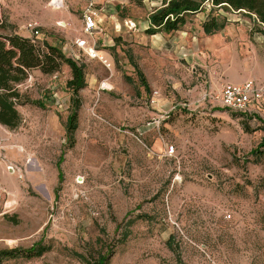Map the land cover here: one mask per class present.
I'll use <instances>...</instances> for the list:
<instances>
[{"label":"rangeland","instance_id":"374dc122","mask_svg":"<svg viewBox=\"0 0 264 264\" xmlns=\"http://www.w3.org/2000/svg\"><path fill=\"white\" fill-rule=\"evenodd\" d=\"M162 1L62 0L55 9L47 0H0V35L37 20L34 41L59 40L85 83L70 143L69 68L29 69L15 85L19 124L0 125V250H49L2 264H83L77 256L98 255L105 264H264V155H250L264 136V96L247 114L215 98L235 78L264 89L262 35L250 33L243 11L207 3L179 29L147 34L146 16ZM88 7L96 29L85 35ZM60 10L67 17L50 21L48 11ZM208 15L225 16L227 26L205 34ZM78 36L108 66L77 48Z\"/></svg>","mask_w":264,"mask_h":264},{"label":"trees","instance_id":"16d2710c","mask_svg":"<svg viewBox=\"0 0 264 264\" xmlns=\"http://www.w3.org/2000/svg\"><path fill=\"white\" fill-rule=\"evenodd\" d=\"M205 3L210 4L211 9L223 7L237 12L243 11L253 22L250 33H260L264 45V0H163L147 14L144 32L155 34L177 30L185 24L189 14L201 11ZM225 22V17L208 15L202 22V27L206 33H210L221 28ZM63 64L69 68L70 74L65 80V86L70 92L72 112L67 116L64 125L66 139L70 143L71 134L76 127V109L79 104L77 92L85 84L82 66L65 56L58 45L49 44L45 40L39 45L19 34L0 35V125L13 129L19 124V116L14 107L20 103L21 95L15 85L25 79L29 69L35 68L43 74H51L57 72ZM135 72L142 85L146 87L142 73L137 68ZM29 103L40 107L37 101ZM250 155L257 159L264 155V136L250 151ZM48 250V246L41 243L27 248L1 249L0 264L15 258H38ZM77 257L83 264H105L107 259L106 255H98L95 261L90 262L84 257Z\"/></svg>","mask_w":264,"mask_h":264},{"label":"built area","instance_id":"2783aa9c","mask_svg":"<svg viewBox=\"0 0 264 264\" xmlns=\"http://www.w3.org/2000/svg\"><path fill=\"white\" fill-rule=\"evenodd\" d=\"M47 5L59 9L62 6L60 0H47ZM91 4L89 3L88 6ZM95 12L88 7L82 14V30L83 33L90 34L95 27ZM39 24L35 20H28L24 27L29 32V39L34 41V37L38 34ZM74 44L83 49L84 54L88 58H95L108 66L106 59L97 53L93 44H88L84 38H75ZM264 95V89L252 79H247L240 83H223L221 85L220 93L216 96V100L220 105L231 112L240 114H247L251 109L258 106ZM174 153L173 146L166 147V155L171 156Z\"/></svg>","mask_w":264,"mask_h":264},{"label":"crops","instance_id":"0c3cea01","mask_svg":"<svg viewBox=\"0 0 264 264\" xmlns=\"http://www.w3.org/2000/svg\"><path fill=\"white\" fill-rule=\"evenodd\" d=\"M49 13H48V15H49V17H50V21H52L53 19H55L56 17H61V18H63V19H65L66 17H67V13H68V11L67 10H60V11H48ZM35 16V15H34ZM96 17L97 16H95V18H94V21H95V27H94V29L92 30V32H94L95 31V29H96ZM225 17V16H224ZM35 18V17H34ZM226 19V18H225ZM30 20H35V19H30ZM35 21H37V20H35ZM57 23H58V21H56ZM147 25V24H146ZM227 26V23L225 22V24L221 27V28H219L218 30H215L214 32H210V33H206L204 30H203V27H202V30H203V32L205 33V34H208V35H217L218 33H220L225 27ZM228 31L230 30V29H227ZM11 33H15V34H19V35H21V36H23V37H29V34H28V31L25 29V31L24 32H21V33H19V32H17L15 29H12V30H10L9 32H8V34H11ZM76 38H83V37H81V36H78V37H76ZM85 39V38H84ZM45 41H46V39H44ZM86 40V39H85ZM87 41V43L88 44H90L89 42H88V40H86ZM57 43H59V40H54L53 41V45H57ZM262 44H263V40H262ZM59 46V45H58ZM76 46V45H75ZM264 46V45H263ZM60 47V46H59ZM77 48H79V49H81L82 51H83V49L81 48V47H78V46H76ZM97 50V49H96ZM64 53V52H63ZM97 53H99V50H97ZM130 60V63H131V65L133 66V69L135 70V68H137L139 71H140V69L138 68V66L136 65V63H134L132 60H131V58L129 59ZM141 72V71H140ZM142 73V72H141ZM143 75V74H142ZM236 79V81H234V79H232V82L231 81H228L229 83H240L239 81H241V79H239V78H235ZM245 80H247V79H245ZM245 80H243V81H245ZM243 81H241V82H243ZM226 83V82H225ZM258 84V83H257ZM259 85V84H258ZM264 96V95H263ZM262 99H263V97H262ZM261 105H262V100H261V102L258 104V107H257V109L258 108H260L261 107Z\"/></svg>","mask_w":264,"mask_h":264},{"label":"bare ground","instance_id":"6f19581e","mask_svg":"<svg viewBox=\"0 0 264 264\" xmlns=\"http://www.w3.org/2000/svg\"><path fill=\"white\" fill-rule=\"evenodd\" d=\"M60 1H62V0H60Z\"/></svg>","mask_w":264,"mask_h":264}]
</instances>
